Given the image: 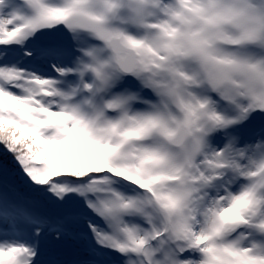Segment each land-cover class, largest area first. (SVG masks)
<instances>
[{"label":"snow or ice","instance_id":"6c2138e0","mask_svg":"<svg viewBox=\"0 0 264 264\" xmlns=\"http://www.w3.org/2000/svg\"><path fill=\"white\" fill-rule=\"evenodd\" d=\"M0 264H264V0H0Z\"/></svg>","mask_w":264,"mask_h":264},{"label":"rangeland","instance_id":"374dc122","mask_svg":"<svg viewBox=\"0 0 264 264\" xmlns=\"http://www.w3.org/2000/svg\"><path fill=\"white\" fill-rule=\"evenodd\" d=\"M8 166L11 168L12 167V164H11V159L9 158L8 160Z\"/></svg>","mask_w":264,"mask_h":264}]
</instances>
